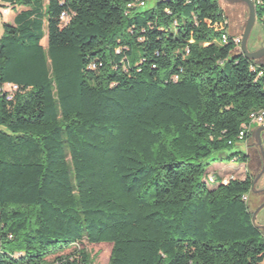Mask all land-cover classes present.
I'll use <instances>...</instances> for the list:
<instances>
[{
    "label": "trees",
    "instance_id": "trees-1",
    "mask_svg": "<svg viewBox=\"0 0 264 264\" xmlns=\"http://www.w3.org/2000/svg\"><path fill=\"white\" fill-rule=\"evenodd\" d=\"M140 1L0 0V264H264L256 177L208 170L250 162L264 60L221 0Z\"/></svg>",
    "mask_w": 264,
    "mask_h": 264
},
{
    "label": "rangeland",
    "instance_id": "rangeland-1",
    "mask_svg": "<svg viewBox=\"0 0 264 264\" xmlns=\"http://www.w3.org/2000/svg\"><path fill=\"white\" fill-rule=\"evenodd\" d=\"M156 0H149L147 8H153ZM221 6L224 9L225 15L229 22V31L232 35L240 37L245 31V27L249 18L248 6L244 3L229 4L221 0ZM5 5L0 2V36L3 34V25L5 23H12L17 10H12L9 15H3ZM44 46H48L47 37L43 42ZM264 48V24L256 21L251 36L248 42V49L251 52ZM257 131V130H256ZM264 142V134L261 136ZM231 151L246 152L250 156L248 165L241 163H221L216 162L210 165L208 170L212 173L219 175L223 179L235 177L237 179H245L247 175L256 177L254 192L249 196L250 211L254 216L255 224L260 227L264 233V157L259 146H257L256 132L255 137L249 139L247 142L239 144ZM210 188H214V184H210ZM90 253L94 260V264H108L111 256L112 246L108 244L95 245L87 241L83 246Z\"/></svg>",
    "mask_w": 264,
    "mask_h": 264
},
{
    "label": "water",
    "instance_id": "water-1",
    "mask_svg": "<svg viewBox=\"0 0 264 264\" xmlns=\"http://www.w3.org/2000/svg\"><path fill=\"white\" fill-rule=\"evenodd\" d=\"M229 4L235 3H244L248 6L249 9V18L245 27V31L242 35V53L252 61H261L264 60V48H261L257 51L251 52L248 49V42L251 36L253 27L256 23V5L253 0H222ZM264 132V127H259L256 131V141L259 145L262 153L264 154V142L261 137V133Z\"/></svg>",
    "mask_w": 264,
    "mask_h": 264
},
{
    "label": "built area",
    "instance_id": "built-area-1",
    "mask_svg": "<svg viewBox=\"0 0 264 264\" xmlns=\"http://www.w3.org/2000/svg\"><path fill=\"white\" fill-rule=\"evenodd\" d=\"M138 1H140V0H138ZM253 2H254V0H253ZM140 5L142 7H144L145 2L140 1ZM131 7H132V5H129V8H131ZM11 11L12 10H10V9L4 10V15H9L11 13ZM63 17H65V14H63ZM226 25L229 26L228 19H226ZM226 41H227V36L223 35V42L225 43ZM236 43L239 46V49L241 50L242 49V36L236 38ZM17 90H18L17 86H10V92L11 93H13ZM11 98H12V95H9V99H11ZM263 122H264V113L263 112H257V113L251 114L250 123L243 125V129L240 133V139H243L245 137L246 133L251 131V129H253L254 126H261L263 124ZM245 200L248 201L249 197H245Z\"/></svg>",
    "mask_w": 264,
    "mask_h": 264
}]
</instances>
